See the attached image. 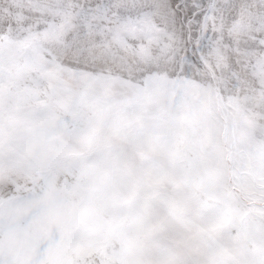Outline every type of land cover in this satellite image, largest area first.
Masks as SVG:
<instances>
[{
    "label": "snow or ice",
    "instance_id": "obj_1",
    "mask_svg": "<svg viewBox=\"0 0 264 264\" xmlns=\"http://www.w3.org/2000/svg\"><path fill=\"white\" fill-rule=\"evenodd\" d=\"M0 264H264V0H0Z\"/></svg>",
    "mask_w": 264,
    "mask_h": 264
}]
</instances>
